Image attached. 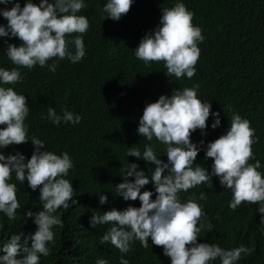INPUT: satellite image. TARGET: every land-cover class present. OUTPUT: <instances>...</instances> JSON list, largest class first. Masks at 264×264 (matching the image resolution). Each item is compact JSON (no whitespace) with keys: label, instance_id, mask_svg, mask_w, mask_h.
<instances>
[{"label":"clouds","instance_id":"obj_1","mask_svg":"<svg viewBox=\"0 0 264 264\" xmlns=\"http://www.w3.org/2000/svg\"><path fill=\"white\" fill-rule=\"evenodd\" d=\"M135 2L108 0L103 9L106 18L125 19L128 12L134 14ZM0 3L7 5L13 0ZM171 5L174 7L161 9L159 26L141 39L134 52L146 63L164 62L163 78L170 83L187 81L173 93L155 87L159 93L154 101L141 102L139 108L144 110L138 134L155 145H145L142 154L129 147L127 156L143 159L152 170H138V164L127 163L123 182L114 175L104 194L132 202L125 210L112 208L103 214L96 213V204L89 207L83 247L71 243L79 223L70 208L78 202L73 199L72 182L63 177L74 166L72 158L51 141L44 143L28 133L30 102L40 95L26 89L19 68L44 67L53 58H67L72 63L82 60L83 38L89 28L83 16L85 1L26 0L22 8L15 2L10 9L0 10L7 20L6 26L0 25V37L21 41L19 46L5 41L7 56L17 67L0 68V84L4 85L0 86V149L23 145L7 156L0 151V264H43L46 260L48 264H86L93 259L89 251L93 245L100 247L96 264H113L115 256L120 264H129V255L140 264H243L248 259L254 264V257H264L261 236L258 244L230 248L198 242L205 213L194 199L181 202L178 195L206 183L210 174L200 164L213 160L212 174L233 193L229 207L234 212L221 223L224 239L239 235L235 230L238 216L252 215L264 223V173L254 156L256 138L251 122L234 114L220 123L219 112L214 113L215 121L211 120L215 108L211 95L230 84L241 69L240 63L228 59L239 50L247 32H241L235 21L196 19L188 2ZM242 23H247L246 18ZM73 33L78 35L67 40ZM69 43L74 44V53ZM203 59L215 69V79L200 76ZM56 68V63L49 65V71ZM43 118L57 125L61 120L78 124L82 119L67 109L58 115L53 107ZM17 185L25 189V211L20 209ZM205 198L201 193L200 199ZM107 201L106 195L99 196L101 205Z\"/></svg>","mask_w":264,"mask_h":264},{"label":"trees","instance_id":"obj_2","mask_svg":"<svg viewBox=\"0 0 264 264\" xmlns=\"http://www.w3.org/2000/svg\"><path fill=\"white\" fill-rule=\"evenodd\" d=\"M84 1L86 8L83 16L87 17L89 28L85 33L86 38H83L85 56L82 60L72 63L67 58H53L44 67L36 65L31 70L19 68L26 89L40 95L37 101L30 102L28 133L44 143L51 141L57 149L67 152L72 158L74 166L63 178L72 182L73 199L78 202L70 208L72 214L78 215L79 223L72 235L73 246L83 247L87 241L83 229L89 207L96 204V213L103 214L112 208L125 210L131 204V200L125 201L121 196L104 194L114 175L123 182V167L127 163L138 164V170H152V166L143 159L127 156L129 147L138 148L142 154L145 145H155L153 140L148 141L138 134L144 110L139 108L140 104L142 101H154L159 93L155 87L163 91L169 89L165 92L173 93L181 90L187 80L170 83L163 78L164 62L146 63L136 58L134 50L146 34L153 33L159 26L161 9L174 7L171 5L173 2H188L196 19L204 21L207 17H214L235 21L241 25V32H247L239 42V50L228 59L241 63V69L230 84L211 95V102L215 105L211 120L214 122V113L219 112L220 123L226 116L232 118L234 114L250 121L256 138L254 156L260 161L264 173V0H136L134 14L132 10L124 15H128L125 19L118 21L106 18L107 13L103 9L108 0ZM15 2H19L22 8L26 0H13L7 5L0 3V10L10 9ZM32 2L39 3V0ZM244 18L247 23H242ZM0 25H7L2 14ZM77 35L69 34L66 39L71 41ZM5 41L17 46L21 41L18 38L0 37V68L11 70L17 66L7 56ZM69 50L74 53V44L69 43ZM53 63L57 64L55 72L49 71V65ZM214 74L215 69H211L203 59L200 76L204 79L211 77V80L215 79ZM147 84L151 87L145 88ZM213 85H217L215 80ZM49 107H53L58 115L62 116L63 110L67 109L82 119L78 124L63 120L58 125L54 124L48 118H43L48 114ZM22 148L23 145H11L0 151L7 156ZM213 164V160L200 164L210 174L206 183L178 193L181 202L194 199L205 213L198 242H215L225 248L260 243L264 237V223H259L252 215L238 216L235 230L239 235L233 239L228 235L224 239L225 231L221 223L234 212L229 207L233 193L221 185L219 177L212 174ZM196 166L193 165L194 168ZM129 179L134 181V177ZM151 191H155V186ZM201 193L206 196L203 200L200 199ZM24 195V187L17 185L21 211L27 209ZM100 195L108 197L107 203H99ZM89 251L93 259L90 257L86 264H96L100 247L93 245ZM127 260L129 264H140L133 255H129ZM252 262L264 264V257L256 256ZM43 264H48V261ZM113 264H120L117 256ZM243 264H250L249 259Z\"/></svg>","mask_w":264,"mask_h":264},{"label":"bare ground","instance_id":"obj_3","mask_svg":"<svg viewBox=\"0 0 264 264\" xmlns=\"http://www.w3.org/2000/svg\"><path fill=\"white\" fill-rule=\"evenodd\" d=\"M241 64V63H240ZM239 78V77H238ZM216 84V83H215ZM247 89V88H246ZM244 91V90H243ZM262 93V92H261ZM254 96H257V94L256 95H254Z\"/></svg>","mask_w":264,"mask_h":264}]
</instances>
